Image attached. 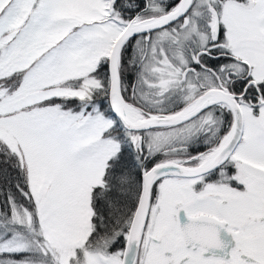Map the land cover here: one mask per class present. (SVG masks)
Here are the masks:
<instances>
[{"label":"snow or ice","instance_id":"6c2138e0","mask_svg":"<svg viewBox=\"0 0 264 264\" xmlns=\"http://www.w3.org/2000/svg\"><path fill=\"white\" fill-rule=\"evenodd\" d=\"M0 264H264V0H0Z\"/></svg>","mask_w":264,"mask_h":264}]
</instances>
